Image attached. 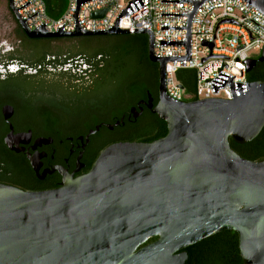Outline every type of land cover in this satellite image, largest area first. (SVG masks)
Returning <instances> with one entry per match:
<instances>
[{
  "label": "water",
  "instance_id": "water-1",
  "mask_svg": "<svg viewBox=\"0 0 264 264\" xmlns=\"http://www.w3.org/2000/svg\"><path fill=\"white\" fill-rule=\"evenodd\" d=\"M5 1L32 38L129 35L117 28L29 31L13 0ZM255 6L264 12L263 2ZM136 35L148 37L149 60L159 65L155 113L167 135L152 143L114 144L86 175L60 172L58 189L0 184V264H185L187 255L177 252L230 231L239 237L242 264H264V160L244 159L230 146V140L248 144L263 131L264 81L233 83L220 70L212 90L229 83L232 101H174L166 95L168 60L154 57L150 32ZM253 67L248 60L247 74ZM153 238L158 240L134 254Z\"/></svg>",
  "mask_w": 264,
  "mask_h": 264
},
{
  "label": "flooded vegetation",
  "instance_id": "flooded-vegetation-1",
  "mask_svg": "<svg viewBox=\"0 0 264 264\" xmlns=\"http://www.w3.org/2000/svg\"><path fill=\"white\" fill-rule=\"evenodd\" d=\"M5 2L12 27L2 31L0 25V155L26 171L32 187L24 191L60 188V172L86 175L114 144L166 136L167 125L155 113L159 65L148 62L146 35L32 38ZM261 57L252 58L250 74L264 70ZM207 245L204 240L175 255L186 254L185 264L192 258L195 264H230Z\"/></svg>",
  "mask_w": 264,
  "mask_h": 264
},
{
  "label": "built area",
  "instance_id": "built-area-1",
  "mask_svg": "<svg viewBox=\"0 0 264 264\" xmlns=\"http://www.w3.org/2000/svg\"><path fill=\"white\" fill-rule=\"evenodd\" d=\"M261 2L264 4V0H67L58 19L48 15L44 0H13V7L29 31L95 33L117 28L129 35L150 32L154 57L168 60L166 95L189 102L233 100L229 83L218 93L212 90L220 70L232 76L233 83H249L247 62L254 52L264 50V12L255 6ZM104 11L101 18L93 17ZM181 70L196 73L193 95L180 88L177 74Z\"/></svg>",
  "mask_w": 264,
  "mask_h": 264
},
{
  "label": "trees",
  "instance_id": "trees-1",
  "mask_svg": "<svg viewBox=\"0 0 264 264\" xmlns=\"http://www.w3.org/2000/svg\"><path fill=\"white\" fill-rule=\"evenodd\" d=\"M47 3L48 15L51 18L58 19L65 11V6L62 8L61 1L64 0H44ZM135 36V35H131ZM148 62L152 64L149 59ZM158 67V65H157ZM178 81L184 86L187 94L193 95L196 89V73L194 70H181L177 74ZM248 82L264 81V70L258 75L248 74ZM195 101V100H194ZM168 132V131H167ZM167 135V134H166ZM231 149L240 157L250 161L264 160V129L261 134L252 142L245 145H237L230 140ZM26 171L15 161V159L4 154L0 155V183L9 184L20 189H31L32 185L28 182ZM208 247L215 254L222 253L227 257V263L242 264V259L239 252L238 240L239 237L235 232H224L219 235L206 239ZM195 259L192 258L190 264H195Z\"/></svg>",
  "mask_w": 264,
  "mask_h": 264
},
{
  "label": "rangeland",
  "instance_id": "rangeland-1",
  "mask_svg": "<svg viewBox=\"0 0 264 264\" xmlns=\"http://www.w3.org/2000/svg\"><path fill=\"white\" fill-rule=\"evenodd\" d=\"M1 3H0V25L2 28H4V29H2V31H9L12 26H11V20L9 17V13H8L7 8H6L7 3L4 0L1 1ZM66 4H67V0L61 1L62 8H64V6ZM65 8H66V6H65ZM260 54H261L260 51L259 52L256 51L251 56L253 58H255V57H258Z\"/></svg>",
  "mask_w": 264,
  "mask_h": 264
}]
</instances>
